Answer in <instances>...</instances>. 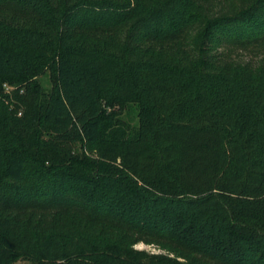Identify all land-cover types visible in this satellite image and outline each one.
Returning a JSON list of instances; mask_svg holds the SVG:
<instances>
[{"label": "trees", "instance_id": "1", "mask_svg": "<svg viewBox=\"0 0 264 264\" xmlns=\"http://www.w3.org/2000/svg\"><path fill=\"white\" fill-rule=\"evenodd\" d=\"M21 260L264 264V0H0V264Z\"/></svg>", "mask_w": 264, "mask_h": 264}, {"label": "rangeland", "instance_id": "2", "mask_svg": "<svg viewBox=\"0 0 264 264\" xmlns=\"http://www.w3.org/2000/svg\"><path fill=\"white\" fill-rule=\"evenodd\" d=\"M36 80L40 84V86L42 88H44V89H49V88L52 87L51 73L48 70H46L42 75L38 76L36 78ZM113 108L117 109L118 106L114 105ZM134 108H135V106L132 103L124 105L123 109H122V116H124V118H128L129 117V118L134 119V117H133V115L135 113ZM108 109L109 108H107V110ZM134 247L137 248V249H144V250H147V251H150V252H160L159 249L154 247V245L143 244L141 242L135 244ZM13 264H31V263H29L28 261H25V260H21V261L15 262Z\"/></svg>", "mask_w": 264, "mask_h": 264}, {"label": "built area", "instance_id": "3", "mask_svg": "<svg viewBox=\"0 0 264 264\" xmlns=\"http://www.w3.org/2000/svg\"><path fill=\"white\" fill-rule=\"evenodd\" d=\"M4 87H5V90H6V91H9L10 89H12V87L9 86V85H4Z\"/></svg>", "mask_w": 264, "mask_h": 264}]
</instances>
